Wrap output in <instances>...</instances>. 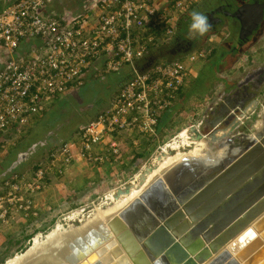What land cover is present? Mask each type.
I'll list each match as a JSON object with an SVG mask.
<instances>
[{"label":"built area","instance_id":"1","mask_svg":"<svg viewBox=\"0 0 264 264\" xmlns=\"http://www.w3.org/2000/svg\"><path fill=\"white\" fill-rule=\"evenodd\" d=\"M1 1L5 4L0 6V56L7 59L0 65V132L13 128L22 132L53 101L74 97L98 60L95 79L118 73L126 65L134 72L75 138L52 147L30 174H14L4 181L0 223L6 224L32 210L36 215L35 197L51 176L64 174L76 161L99 166L121 162L127 141L137 144L135 134L154 135L159 115L177 101L178 92L195 74V65L207 59L211 48L159 61L142 72L134 67L151 47L174 36L178 17L200 0H92L81 12L51 11L47 6L53 0ZM21 43L26 45L23 50ZM204 103L211 102L204 99L196 106ZM184 130L161 148L193 145L181 143Z\"/></svg>","mask_w":264,"mask_h":264},{"label":"water","instance_id":"2","mask_svg":"<svg viewBox=\"0 0 264 264\" xmlns=\"http://www.w3.org/2000/svg\"><path fill=\"white\" fill-rule=\"evenodd\" d=\"M239 10L241 20L257 11L253 28L263 16V7ZM156 60L144 57L139 70ZM222 101L209 109L213 119L183 131L201 151L182 154L151 177L169 155L158 147L136 175L111 190L115 201L140 192L105 224L99 219L82 234L73 231L63 245L24 264H103L111 260L108 248L121 264H264V109L251 131H239L257 100Z\"/></svg>","mask_w":264,"mask_h":264},{"label":"crops","instance_id":"3","mask_svg":"<svg viewBox=\"0 0 264 264\" xmlns=\"http://www.w3.org/2000/svg\"><path fill=\"white\" fill-rule=\"evenodd\" d=\"M72 3L73 2H69V0L67 3H63L62 1L60 2V0H54L53 3L48 6V9H49V7H50V9H52V8L61 9L63 6L64 7H80L78 5V3H81V5H83L85 3V1L80 0V2L78 1V2H74L73 4ZM2 5H4V2L0 1V6H2ZM82 8L83 7H81V9L79 11H82ZM54 9H52V10H54ZM79 11H74V12H79ZM173 39H174V36H172V38L169 39L167 42H162L160 44L154 45L143 56V58L148 56V55H154L155 51H157L158 49H160L162 47H165L171 41H173ZM218 45H219V43H217V46ZM27 46H28V44H27ZM25 47H26V45L24 46L23 43L20 44L21 50H23ZM181 55L183 57H185L186 54L181 52L179 54V56H177V57H180ZM243 56H244V54H242V57ZM163 57H165V56H159V58L156 57L157 60L155 61V63H157L159 61H163ZM143 58H141V59H143ZM141 59H138L137 61H135L134 65L140 68L141 66H138V62H140ZM100 61L101 60H98L97 64H94L86 72L87 73L86 74V80H89V82H93L96 80L93 77V72H94L93 70L97 67V65L98 66L101 65ZM142 62L143 61H141V63ZM240 62H243L241 59V55L240 56L237 55L236 58L234 57V60L227 61L226 63H222V67H223L222 71L220 70L221 71V72H219L220 74L217 73V76L220 77V79H217L216 81L211 82V85L208 87V89H206V91H197V92L189 94L187 101L185 102V105L183 106V108L181 110H179L178 114H176L174 116L172 121L168 122L162 128H159L158 130L156 129V132L154 135L148 136L149 139L144 141V139H146L147 137L135 134L134 138H137V144L136 145L132 144V140L129 139V141H127L129 144L128 145L129 149L124 153L123 158H122L123 161L128 158L127 159L128 162L123 163V161H122L120 166L121 167H124V166L127 167L128 165L133 163V161L138 157H144L145 159H147L149 157V155L151 154V149L156 148L159 145H161L162 141H163L161 139H163V137H166L167 133H170V131H171L170 128L175 127L173 125L175 122H177V124H180V120H182L181 123H184V124H183V126H180V129L182 127H186L187 125L198 123L199 121L204 122V120L206 119L205 118L206 112L213 105H216L214 103L218 100V98L223 97V100H224L225 91L232 85V83L241 77L244 70H247L250 67H253L255 65L254 63H252V65H248V63H244V62L241 65ZM205 63H206V61L197 63L194 67V73L196 74V72L199 71ZM240 66H242V67L240 68ZM128 68H133V67L130 65H126V66H124V68L121 71L128 69ZM239 68H240V70H239ZM195 74H193V76L190 77L189 83H187L186 86L182 89V92L187 91V89L191 86V84L193 82L192 78H194V76H196ZM118 75H119V73L106 75L102 80H104L107 77L105 79L106 81H104V82L105 83L108 82V85H110V84L113 85L114 83L116 84V82L119 81V80H117ZM233 75H235V76H233ZM218 81H220L219 85H218ZM224 83H227L226 86L223 85ZM228 85H230V86L227 87ZM84 89H85L84 93H86L88 90L92 89V85L90 83H88L87 85L84 86L83 90ZM119 89H120V87L117 86L113 90V93H110V95L108 96V98L105 101L106 104H104V107L108 105V103L113 99L114 94H116L119 91ZM78 91H79V89L77 90V92ZM78 94H79V92H78ZM75 96H77V94ZM66 97H68L69 99H66ZM71 98H72V95H66L65 97L63 96V98H61V99H57V100L53 101L52 105L49 108L45 109V111L42 112L41 116L38 115L35 118L34 117L31 118L32 122L22 132L18 133V132H16V130L14 128L11 129L10 131H7V132H0V194L4 193V191H5V189L3 188L4 181L7 180L11 175L18 174L19 176H21V175H25L27 173L30 174L33 171V169L35 167H37L38 164L36 165V163L38 162V160L35 159V161H33V159H34L33 154H32V157H30L31 155H29L23 159H18V158L15 159V158L18 154L26 152V149L28 147L32 146V144L34 142L33 132L37 131L40 127L44 128L43 125L50 122V120H49L50 115L49 114L52 113V116L55 115V113L60 108H62L63 106H66V107L68 106L70 108L73 107V109H74V106L76 105V103H74L75 101L71 102L70 101ZM77 99H79V97ZM204 99H205V102L206 101L211 102L210 105L207 106V104L204 103V105H202V106L199 105L197 107L196 104L198 105V102H200V101L202 102ZM178 100H179V94H178L177 101ZM81 101L82 100L79 99L78 102L81 103ZM90 103H91V101H90ZM90 105L92 106V104H90ZM91 109H89V110H91ZM101 109L102 108H99L98 110H96L93 115H90V114L86 115V117H87V118H85L86 120L83 123L81 122L80 125L86 123L87 120L89 121V120L93 119ZM66 113H67V111H65V113L62 114L63 118H65L67 116ZM183 114L186 115V120L184 119ZM213 114L214 113L209 114L210 117ZM44 116H46L47 118L42 119ZM176 118H179L178 119L179 121ZM53 120H54V122L57 123L59 121V118H57V120H55V119H53ZM51 122H53V121H51ZM79 126H77V127L72 126L71 130L69 132V135H67L65 140L75 138L76 134L78 133ZM45 128H46V126H45ZM3 137H5V139L7 141H9V143H11L10 147H8L4 143L6 141L5 139L3 141H1L3 139ZM30 142H32V143H30ZM56 143L59 144L58 141L54 142V144H56ZM144 143H147L145 146H147V147L149 146L145 151L143 149ZM58 144L52 145L51 147H45L44 146V148L42 150L40 149L38 152H36L34 154V156H40L41 157L40 159L44 160L47 152L52 147H56ZM9 160H11V161L13 160V162L4 171V167L6 165H8L7 161H9ZM11 161H9V162H11ZM109 164H112V163H105L99 167L100 168H102V167L108 168ZM90 167H91V165L89 167H87L83 163L76 161L75 163H73L72 165H70L66 169V171L64 172L65 175L62 174L60 176H55V175L51 176L49 181H47V183H46V187L42 190V192L38 196L35 197L36 215L32 214V212H33V210H32L31 213H29L27 216L16 215L15 219L14 220L12 219L10 222H8V224L0 223V228H1L0 229V259H3V257H4L3 255L6 254L7 251H13V253H15L16 251H19L21 249V246L24 245L23 242H25L26 239H28V237H30L33 234V221H35V220L38 221L39 219H42L40 214L42 212H45V210H47V207L53 204L52 199H54L56 194L54 196H52V194L55 193L56 187L59 188V187H64V186L70 185L67 183H68V178L70 176L69 174L71 172L72 173L76 172V175H80L77 177V179H78L77 181H79V182L82 180L81 176H84L83 173H85V172L86 173L89 172V174H92V173H95V171H97V170H101V173H100L101 176H104L106 174V172L103 173L102 169H99V167H96L93 169ZM73 175L74 174H72V177H73ZM61 176L64 178L61 179L60 178ZM108 178H110V176ZM118 181H120V179L116 178V180H114V181L111 180L109 183L111 185L115 186L118 183ZM69 182H71V181L69 180ZM63 183H65L66 185H63ZM65 192H66V190H65ZM65 200L66 199L62 198V203H64ZM62 203L60 201L58 203V205H62ZM41 223H39V224H41ZM42 225H44V224L42 223ZM14 228L18 231V234L21 236V238H18V239L14 238V233H12V231H9V230L14 229Z\"/></svg>","mask_w":264,"mask_h":264},{"label":"rangeland","instance_id":"4","mask_svg":"<svg viewBox=\"0 0 264 264\" xmlns=\"http://www.w3.org/2000/svg\"><path fill=\"white\" fill-rule=\"evenodd\" d=\"M57 9H59V8H57ZM222 35H223V31L219 32V33L211 34L209 36L210 39L208 40V38H206V41L202 47L210 46V47H212V49L217 47V43H220ZM186 37L187 38L189 37V32H188ZM252 44L253 45H251L250 47H247L245 49V51H243L241 53L242 61L244 63H248V65H252V63L263 64L264 63V32H263L262 37L260 39L255 40ZM242 54H244L243 57H242ZM172 58L176 59L177 57H172ZM2 59L3 58H0V61ZM4 60H5V58H4ZM243 62H240V64L242 65ZM241 67L242 66H240V68ZM240 68H239V70H240ZM233 76H235V75H233ZM105 79L101 80V81H106ZM99 81L100 80H97L98 83H99ZM219 83H220V81H218V85H219ZM106 86H107L106 88L109 89V85H106ZM93 88H94V90H93ZM96 94L99 95V97H101V89H99L98 87L96 88V86L94 87V85H92V89L88 90L83 95V97L81 96V98H79L80 100H82L81 103L77 104V102L79 101V99H77L78 98L77 96H75L73 99L71 98L70 101L71 102L75 101L74 103H76V105L74 106V109H73V107L70 108L68 106L67 107L63 106L62 108H60L55 113V115H53L54 117L52 116L49 119L50 122L43 125V127L45 128V126L50 127L51 125H53V122H54L53 119L57 120V118H59V119L63 118L62 114L65 113V111H67V112L70 111L69 115H67V116L65 115L67 118L74 117L73 115L74 114L76 115V113H78V111H80V109L82 111V108H84L86 106V104L90 105L88 100L91 101L93 108H92V110L88 109L87 114L93 115L94 112L97 110V108H96L97 105H99V107H98V109H99V108H102L105 104V103H101L98 100ZM94 95H96V96H94ZM257 98L261 102L259 104H257V107L255 109H253L250 114H247L243 117V123L238 127L239 131L244 130L246 132H249L256 125V123H258L259 114H261L263 109H264V84L260 88V91L257 95ZM83 99H86V100L83 101ZM75 111H76V113H75ZM81 111H80V113L83 114L84 111H82V112ZM82 114H81V116H75V118L78 117L79 120H84L85 118H87L85 114H83V115ZM183 115H184L183 116L184 119L186 120V115L185 114H183ZM176 119L178 120L179 118H176ZM79 120H77V121H79ZM51 121H53V122H51ZM181 122H182V120H180V124H177V122H175L173 124L175 127L170 128V130H171L170 133H167L166 137H163V139H161L163 141H162V144L159 145V147L163 146L164 143H166L169 140V138H171L175 134H178L184 128V127H182L180 129V126H183V124H184ZM38 134H40L39 131H38ZM4 139H5V137H3V139L1 141H3ZM147 139H149V138L147 137L146 139H144V141H146ZM33 140H34V138H33ZM40 140L41 139L38 138V139L34 140V143H37V141L40 142ZM39 142H38V144L40 146L41 142L40 143ZM182 142L186 143L187 141L185 140ZM4 143L8 147H10L11 143H9V141L6 140ZM30 143H32V142H30ZM147 143L143 144L144 151L149 147V146L148 147L145 146ZM197 143L195 144V146L193 144V145H190L188 147L184 146V148H181V147L177 148V147H172L171 145H168V146L164 147V150L165 151L167 150L169 156L173 155L177 152L182 153V154H186L190 151L191 152H194L195 150L201 151V148H200L201 146H198ZM38 144H35V146H36L35 148H37ZM201 145H202V143H201ZM156 148H158V147H156ZM156 148H153V149L150 148L151 154L153 153V151H155ZM175 148H177V149H175ZM128 149H129V147H128ZM150 155H149V157H150ZM167 157H168V155H167ZM167 157H165L164 160ZM33 158H34L33 161H35V159L39 160V161L41 160L40 156H34ZM127 159H125L124 161L122 160L123 163L128 162ZM147 159H145L144 157H138L133 161V163H131L127 167L126 166H124V167L120 166L122 161L118 162V163L109 164L110 167L108 166V168L107 167L100 168L99 165H91L90 168L93 169V168L99 167V169H102V172L103 173L106 172V174L104 176H101V174H100L101 170H97V171H95V173H92V174H89V172H87V173L85 172V173H83L84 176H81L82 180L80 182L77 181L78 180L77 177L80 175H76V172H73V173L71 172L74 175L72 177V174L71 173L69 174L70 176L68 178L67 184H70V185L64 186V187L58 186L59 188L56 187L55 193L52 194V196H54L55 194H56V196L54 197V199H52L53 204L50 205L51 207L48 206L47 210H45V212H42L41 213L42 215L40 214L42 219H39L38 221H36V220L33 221V234L30 237H28V239H26L25 242H23L24 245L21 246V249L19 251H16L15 253H13V251H7V253L3 255L4 256L3 259H0V264H4L5 261L8 258H10L11 256H13L14 254L16 255L19 252H24L25 250H27L28 247L30 246L31 242H32V239H34L35 236H39L40 240H45L44 238H46L47 234L50 231L56 229L57 224L61 225V227L64 228L63 232H65V233H62L63 235L64 234L67 235V234H69V232L72 233L73 231H76V229H80L81 227H83V225L86 222H87V225H89V224L92 225L97 220L102 219L101 220L102 223L105 224L104 223L105 220H103L104 219L103 215H101L102 217L100 216L98 219H95V218L88 219V218L91 216L92 213L95 212V210L97 208L100 207V208L105 209L106 207L111 206V204L115 201V200L113 201L112 196L110 194L111 190L113 188L121 185L127 179L136 175L138 173V171L140 170V168L142 167V165L146 162ZM9 161H11V160H9ZM9 161H7V163ZM86 166L89 167L90 164L86 165ZM109 176H110V178H108ZM60 178L62 179L64 177L61 176ZM116 178H119L120 181H118V183L115 186L111 185L109 182L111 180L112 181L116 180ZM69 180L71 182H69ZM63 185H66V184L63 183ZM65 190H66V192H65ZM62 198L66 199L64 203H62ZM121 198H120V200H121ZM60 201H61L62 205H58V203ZM89 220H92V221H89ZM41 222L44 225H42ZM90 222H92V223H90ZM97 222L95 224H97ZM39 223H41V224H39ZM6 224H8V223H6ZM69 228H72L73 230L69 231ZM9 231H12V233H14V238H16V239L21 238V236L18 234V231L15 228L11 229ZM15 255H14V257H15Z\"/></svg>","mask_w":264,"mask_h":264},{"label":"flooded vegetation","instance_id":"5","mask_svg":"<svg viewBox=\"0 0 264 264\" xmlns=\"http://www.w3.org/2000/svg\"><path fill=\"white\" fill-rule=\"evenodd\" d=\"M61 1L62 0H60V2ZM78 1L80 2V0H69V2H73V3ZM84 1L85 3L83 5H81V3H78L80 9L81 7H84L86 3L92 0H84ZM244 6L263 7L262 10L263 16L261 18V21L256 25V27L253 28V25L251 27L250 22L251 19L255 15H257V11L254 10L252 15L250 16L245 15L244 17H242V20L236 16L237 10H239V8ZM73 9H74L73 11L80 10L78 7H74ZM189 9L186 11V14L190 13ZM198 11L207 15L209 21L212 24V29L208 33H206L203 37L194 36L192 39H189V37L188 38L186 37L187 39L185 38L183 39V37L180 36L183 34L181 33L180 35L179 34L177 35L176 34L177 29H176L175 30L176 36L174 34L173 41H171L165 47H162L160 53L155 51L154 52L155 57L157 58H159V56L176 57L181 52L188 51V49H190L193 43L199 42L200 40L199 38H202V41H206V38H208V40L210 39L209 36L211 34L219 33L223 31V35L219 43V45L221 46L219 48L220 49L219 53H220V57L222 58L221 60V64H222V63H226L227 61H229L230 59L234 58L237 55L240 56L241 53L245 51L247 47L253 45L252 43L257 39H260L263 35L264 0H215L214 2L209 1L208 4H205L204 7L200 8V10L198 9ZM189 19L191 22V18ZM263 84H264V63L263 64L255 63L253 67L244 70L241 77L238 80L234 81L231 86L228 85V87L229 86L230 87L225 91L224 100L222 102L229 103L230 106L233 103V101L235 103L236 101H239L240 105H242L244 99L249 98L250 103L252 102L253 99H256L257 103L259 104L261 101L257 98V95ZM109 95L110 94H108V96ZM97 98L101 103H105V100L108 97L106 95L101 97L97 95ZM78 103L79 102H77V104ZM91 108H93V106H89V104H86V106L82 108V111H84L83 114L89 115L87 114V111L88 109ZM80 111H78L79 116H81L82 114L80 113ZM211 111L213 110H208L206 112V117H205L207 119L206 121L213 119L214 115H211V117L209 115L211 114ZM65 125L66 124H64V118H60L57 123L53 122V125L48 127L46 134L53 135V137L51 138L54 139L55 141H58L59 138L57 137H60V135H57V132L63 131ZM40 139H41L40 142L41 141L45 142L46 140L44 139L43 134L41 135ZM38 142L39 141H37V144ZM35 144L36 143L33 142L32 146L26 149V152L18 154L15 159L17 158L23 159L29 155H31L30 157H32V154L34 157V154L38 152L40 149H43L44 146L46 145L44 144L43 146H41L40 144L41 146L40 147L38 144L37 148H35L33 147ZM12 162L13 160L11 162H8L7 163L8 165L5 164L6 166L4 167V171L7 169V167L10 166Z\"/></svg>","mask_w":264,"mask_h":264},{"label":"trees","instance_id":"6","mask_svg":"<svg viewBox=\"0 0 264 264\" xmlns=\"http://www.w3.org/2000/svg\"><path fill=\"white\" fill-rule=\"evenodd\" d=\"M67 1L68 0H62L63 3L67 2ZM209 1L214 2L215 0H200L199 2H197L196 4H194V5H192L190 7V9H189L190 13L193 12V11H198V9L200 10V8L204 7L205 4H208ZM62 8L65 9V7H62ZM66 8L74 10L73 9L74 7H66ZM78 8L80 9V7H78ZM79 12H81V11H79ZM190 13L189 14H186V13L182 14L180 17H178V20H177L176 34L180 35L182 33L183 35H180V36H182L183 39L184 38L186 39V36L188 34V31H189ZM176 34H175V36H176ZM199 39L201 41L199 40V42L193 43V45L190 47V49H188V51H190L191 49H198V48H200L201 46L204 45L205 41H202V38H199ZM220 47L221 46L218 45L217 47L213 48L212 53L208 56V58L206 60V63L199 70V72L196 74V76H194V78H192L193 82H192L191 86L187 89V91L182 92V90H180L178 92L179 100L176 101L173 105L168 107L165 111H163L159 115L158 124H157V127H156L157 130L159 128H162L163 126H165L168 122L172 121L174 116L176 114H178L179 110H181L183 108V106L185 105V102L187 101V98H188L189 94L197 92V91H206V89H208V87L211 85V82H214L217 79H220V77L217 76V73L221 72L222 68H223L222 64H221L222 58L220 57V53H219V50H220L219 48ZM161 49L162 48L158 49L156 52L160 53ZM183 53H186V51L183 52ZM182 57L183 56L181 55L178 58H182ZM235 58H236V56H235ZM172 59H173L172 57H166V56L163 57V61L164 62H171V61L174 60V59L173 60ZM231 60H234V58L230 59L229 61H231ZM141 64H142L141 61L138 62V66L139 65L141 66ZM118 73H119V75H118L117 80H119V81H117L116 84L115 83L113 85L110 84L109 85V89L106 88L107 87L106 85H108V82L105 83L104 81H101L102 79L101 80L100 79H96L93 82H89V80L84 79V83L79 87V91L78 92H79L80 95L78 94V92L76 93L77 97H79V96H80L79 98H81V96L83 97V95L85 94L84 93L85 89L83 90V88L88 83L94 85V87L96 86V88L98 87L99 89H101V96L106 95L108 97V94L113 93V90L117 86L121 87L126 81H128L134 75V72H133L132 68L125 69V70L120 71ZM97 80H100L99 83L97 82ZM93 90H94V88H93ZM74 97H75V95H74ZM74 97L72 96V98H74ZM66 99H69V98L66 97ZM83 100L85 101L86 99H83ZM88 101L90 103V100H88ZM105 104H106V102H105ZM98 107H99V105H97V107H96L97 110H98ZM105 107L103 106L102 109H104ZM75 113H76V111H75ZM66 114L69 115L70 111L67 112ZM49 115L48 116H49V119H50L52 117V113L49 114ZM97 115H98V113H97ZM73 116L74 117H71V118H67V117L64 118V124H66L65 127H64L65 130L63 129V131H58L57 132V135H60V137H57V138L60 139V140H58L59 144L62 143L63 141H65V138L67 137V135H69V132H70L72 126H74V127L76 126L77 127V126H79L81 124V122L83 123L86 120V119L79 120L78 117L75 118V116H79L78 113H76V115L74 114ZM45 118H47V117L44 116L42 119H45ZM77 120H79V121H77ZM47 130H48V127H46V128H41L40 127L37 131H34L33 132L34 140H36L38 138L40 139L41 135L43 134L44 135V139H46L45 140V144H46L45 147H51L52 145L58 144V143L54 144V142H56V141L51 138V137H53V135L46 134ZM38 131H39L40 134H38ZM37 164L38 163H36V165ZM35 168H37V167H35Z\"/></svg>","mask_w":264,"mask_h":264},{"label":"bare ground","instance_id":"7","mask_svg":"<svg viewBox=\"0 0 264 264\" xmlns=\"http://www.w3.org/2000/svg\"><path fill=\"white\" fill-rule=\"evenodd\" d=\"M181 135H182L181 140L185 141L186 139H185L184 133H182ZM196 151H198V150H196ZM189 153H194V152L190 151ZM181 155H182V153H179V152H177L173 155H170V156L168 155V157L162 162V164L159 166V168L152 172L151 177H154V175H158L156 173H158L159 171L161 172L164 168L166 169L167 167L172 165L175 161H177L178 159H180L182 157ZM139 192H140V189H138V188L132 189L130 194L125 195L126 197L124 196L125 198L122 197L121 200L119 199V200H117V202L113 200L114 202L111 204V206L106 207L105 209L100 208V207L97 208L95 210V212L92 213L88 219H91V218L92 219L93 218L98 219L101 215H103V218H105L106 216H108V217L114 216V214H116L125 204H127L129 201H131V199L133 197H135ZM89 221H92V220H89ZM90 223H92V222H90ZM92 225H95V223H93ZM92 225L91 224L87 225V222H86L83 225V227L80 226L81 228L76 229L75 232L82 234L86 228H88ZM72 230H73L72 228H69V231H72ZM63 231H64V228H62L61 225L57 224L56 229L50 231L47 234L46 238H44L45 240H40L39 236H35L34 239H32V242L26 251L17 253L15 255V257L13 255L12 257L8 258L4 264H24L26 261V258L32 257L33 255L41 254L47 250H52L54 248V245H56V246L57 245H63L64 239H66L70 235H73V233H70L69 231H68L69 234L63 235L62 233H65ZM107 252L111 255V260L108 263L103 262V264H116L117 263L116 262V256L113 255V260H112V253H110V248L107 249ZM99 259L101 260L100 257H99ZM131 262L129 261L130 264H131ZM26 263H27V261H26ZM117 264H121V263H117Z\"/></svg>","mask_w":264,"mask_h":264},{"label":"clouds","instance_id":"8","mask_svg":"<svg viewBox=\"0 0 264 264\" xmlns=\"http://www.w3.org/2000/svg\"><path fill=\"white\" fill-rule=\"evenodd\" d=\"M1 1V0H0ZM13 1V0H12ZM54 1V0H53ZM53 1H52V3H53ZM10 2H11V0H10ZM51 3V4H52ZM5 4V3H4ZM50 4V5H51ZM3 6V5H2ZM49 6V5H48ZM48 6H47V8H48ZM49 9H50V7H49ZM52 9H54V8H52ZM52 9H50L51 11H52ZM63 10H70L71 11V9H67L66 7H65V9L64 8H61V9H54L53 11H63ZM73 11V10H72ZM190 18H191V22H190V24H189V39H192L194 36H200V37H203L206 33H208L211 29H212V24H211V22L209 21V18L207 17V15H205V14H203V13H201V12H199V11H193V12H191L190 13ZM177 29V28H176ZM25 46V45H24ZM202 47V46H201ZM200 47V48H201ZM205 47V46H204ZM210 47V46H209ZM211 48V53H212V47H210ZM192 50H194V49H191L190 51H192ZM190 51H186V53L185 54H187V52H190ZM210 53V54H211ZM0 58H3L1 61H0V65H1V63L2 62H4L6 59H7V56H4V54L3 55H1L0 56ZM4 58H5V60H4ZM178 58V57H177ZM176 58V59H177ZM208 58V57H207ZM176 59H174V60H176ZM178 59H182V58H178ZM207 60V59H206ZM206 60H204V61H206ZM204 61H202V62H204ZM135 63V62H134ZM134 67L137 69V67L134 65ZM133 69V68H132ZM138 71H139V69H137ZM199 71H197L196 72V74L198 73ZM195 74V75H196ZM218 101V100H217ZM217 103V102H216ZM216 103H214V104H216ZM101 111V110H100ZM99 111V112H100ZM98 112V113H99ZM90 121V120H89ZM87 123V122H86ZM86 123H84V124H86ZM83 124V125H84ZM196 124V123H195ZM192 125V124H191ZM82 125H80L79 126V128L81 127ZM187 126H189V125H187ZM186 126V127H187ZM185 127V128H186ZM41 142H43V141H41ZM37 144V143H36ZM44 145V144H43ZM42 145V146H43ZM33 147H36L35 145L33 146Z\"/></svg>","mask_w":264,"mask_h":264}]
</instances>
